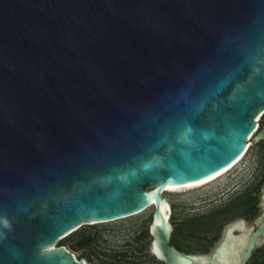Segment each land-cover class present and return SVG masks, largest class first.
Returning a JSON list of instances; mask_svg holds the SVG:
<instances>
[{
    "label": "water",
    "instance_id": "1",
    "mask_svg": "<svg viewBox=\"0 0 264 264\" xmlns=\"http://www.w3.org/2000/svg\"><path fill=\"white\" fill-rule=\"evenodd\" d=\"M262 111L264 0H0V264H86L52 245L148 207L163 264L222 262L242 222L247 264L264 190L207 254L170 244L162 194L264 139Z\"/></svg>",
    "mask_w": 264,
    "mask_h": 264
},
{
    "label": "rangeland",
    "instance_id": "2",
    "mask_svg": "<svg viewBox=\"0 0 264 264\" xmlns=\"http://www.w3.org/2000/svg\"><path fill=\"white\" fill-rule=\"evenodd\" d=\"M264 124V114L259 120ZM250 148L227 175L215 180L213 183L188 189L167 191L163 196L171 204L170 222L173 225L171 243L178 249L189 253L207 254L220 239L223 227L236 219H243L248 225L260 218V211H246L245 206L253 197L254 205L259 194L254 190L247 191L250 185L256 187L263 172L261 150L259 144L252 138L248 140ZM245 188L243 191L242 189ZM178 191V192H177ZM153 207H148L144 212L126 218L93 225H81L75 231L59 240L56 246L74 243L81 235H92L94 243L108 241L121 243L130 235H139L144 232L149 224ZM127 235V236H126ZM150 240L143 237L140 243L147 247ZM78 256H84L80 251ZM93 259V258H92ZM103 261H105L103 259ZM91 264H104L94 260ZM160 264V263H158ZM247 264H264V242L256 249L255 254Z\"/></svg>",
    "mask_w": 264,
    "mask_h": 264
},
{
    "label": "flooded vegetation",
    "instance_id": "3",
    "mask_svg": "<svg viewBox=\"0 0 264 264\" xmlns=\"http://www.w3.org/2000/svg\"><path fill=\"white\" fill-rule=\"evenodd\" d=\"M264 124H258V127H262ZM256 143L259 144L261 150V160L262 165H264V139L255 140ZM264 171V167H263ZM245 188L242 189V191ZM254 193V190L259 194L258 201L254 205L253 197L249 193V203L245 206L246 211L251 210V212L256 207L258 211L261 213V209L259 207L262 198V192L264 190V179H263V172L260 180L258 181L256 187L250 185V188H247ZM224 228V227H223ZM223 230V229H222ZM237 234V230L234 231ZM127 236V235H126ZM148 237L150 240L147 243V247H143V244L140 243L141 238ZM151 235L148 230V226L146 231L140 232L139 235H130L127 239L123 240L121 243H110L108 241H103L100 243H94L92 241V235H81L71 243L70 245L66 246L65 244H60L59 246H65L69 251L73 252L75 258L85 260L86 264H91L94 260H99L104 264H163L159 261L156 255L152 252L151 249ZM171 244V239H170ZM174 246L173 244H171ZM177 250L184 252L182 249H179L174 246ZM80 251L84 254V256H78L76 252ZM255 251L253 252L251 258L254 256ZM93 258V259H92ZM103 259L105 261H103Z\"/></svg>",
    "mask_w": 264,
    "mask_h": 264
},
{
    "label": "bare ground",
    "instance_id": "4",
    "mask_svg": "<svg viewBox=\"0 0 264 264\" xmlns=\"http://www.w3.org/2000/svg\"><path fill=\"white\" fill-rule=\"evenodd\" d=\"M263 114H264V111H262V112L259 113V115L257 116L258 120H260V118H261V116ZM258 128L255 130V132L258 130ZM247 145H248L247 150L243 154H241L234 162H232L227 167L219 170L218 172H215L214 174L209 175L207 178H204V179H201V180H198V181H195V182L186 184V185H182V186H174V187H170L169 185L168 186H164L163 190L165 192H167V191L172 192V191H174L176 189H182V188H184V189L185 188L186 189L189 188L190 189V188H194V187H199V186H202V185H206V184H209V183H213L215 180L220 179L221 177L227 175L229 172H231L234 168L237 167L236 164L240 162V160L244 157V155L246 154V152L248 151V149L251 146L250 143H248ZM188 185H191V186L189 187ZM162 196H163V194H162ZM165 206L163 208V211H164L165 208H167V211H164V216H165V218L167 220H169L168 217H169V213L171 211L170 203L168 202V204L165 205ZM146 209L138 212L137 214H140V213L144 212ZM238 227L241 229L240 233H237L235 235V237H234L235 240H232L231 239L229 241V248L224 253L223 261L222 262H218V264H237L238 263L239 253L241 252V246L244 244L245 237H246V234L248 232V228H247V226H244L243 222L242 223H238ZM54 246H56V244H53L52 245V247H54Z\"/></svg>",
    "mask_w": 264,
    "mask_h": 264
},
{
    "label": "built area",
    "instance_id": "5",
    "mask_svg": "<svg viewBox=\"0 0 264 264\" xmlns=\"http://www.w3.org/2000/svg\"><path fill=\"white\" fill-rule=\"evenodd\" d=\"M255 121H256L257 125H256L254 131L258 128V122H259L258 118H255ZM249 139H250V135L248 136V138H247V140H246L247 144L249 143V142H248ZM247 147H248V145H247ZM71 233H72V232H71Z\"/></svg>",
    "mask_w": 264,
    "mask_h": 264
},
{
    "label": "snow or ice",
    "instance_id": "6",
    "mask_svg": "<svg viewBox=\"0 0 264 264\" xmlns=\"http://www.w3.org/2000/svg\"><path fill=\"white\" fill-rule=\"evenodd\" d=\"M189 187L191 186V185H188ZM154 202V201H153ZM166 207V206H165ZM161 210H163V209H161Z\"/></svg>",
    "mask_w": 264,
    "mask_h": 264
},
{
    "label": "trees",
    "instance_id": "7",
    "mask_svg": "<svg viewBox=\"0 0 264 264\" xmlns=\"http://www.w3.org/2000/svg\"><path fill=\"white\" fill-rule=\"evenodd\" d=\"M150 217H151V215H150ZM150 221V220H149ZM172 244V243H171ZM82 257H80V259H81Z\"/></svg>",
    "mask_w": 264,
    "mask_h": 264
}]
</instances>
